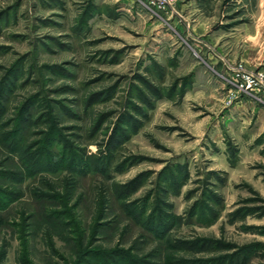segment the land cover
<instances>
[{
	"label": "rangeland",
	"instance_id": "374dc122",
	"mask_svg": "<svg viewBox=\"0 0 264 264\" xmlns=\"http://www.w3.org/2000/svg\"><path fill=\"white\" fill-rule=\"evenodd\" d=\"M241 71L264 0H0V264H264Z\"/></svg>",
	"mask_w": 264,
	"mask_h": 264
},
{
	"label": "built area",
	"instance_id": "2783aa9c",
	"mask_svg": "<svg viewBox=\"0 0 264 264\" xmlns=\"http://www.w3.org/2000/svg\"><path fill=\"white\" fill-rule=\"evenodd\" d=\"M236 83L241 92L264 94V74H247L241 71L236 74Z\"/></svg>",
	"mask_w": 264,
	"mask_h": 264
},
{
	"label": "crops",
	"instance_id": "0c3cea01",
	"mask_svg": "<svg viewBox=\"0 0 264 264\" xmlns=\"http://www.w3.org/2000/svg\"><path fill=\"white\" fill-rule=\"evenodd\" d=\"M217 63H218V62H216V61L214 62V64H217ZM259 64H260V63H259Z\"/></svg>",
	"mask_w": 264,
	"mask_h": 264
}]
</instances>
